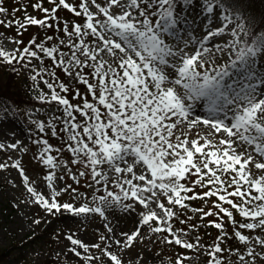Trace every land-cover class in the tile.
I'll list each match as a JSON object with an SVG mask.
<instances>
[{"label":"snow or ice","instance_id":"snow-or-ice-1","mask_svg":"<svg viewBox=\"0 0 264 264\" xmlns=\"http://www.w3.org/2000/svg\"><path fill=\"white\" fill-rule=\"evenodd\" d=\"M32 7L43 15L0 0V25L16 31L8 36L13 47L0 46V62L27 70L41 105L26 111L41 145L36 159L49 169L47 192L18 159L0 162L18 170L25 203L46 214L33 223L98 217L105 231L95 242L64 233L77 264H107L103 257L129 264L123 250L146 238L171 246L168 264H191L201 249L205 264H264V18L242 0H36ZM29 25L43 35L25 43ZM9 112L22 110L0 101V121ZM201 123L214 130L211 138L178 130ZM8 146L27 150L19 139ZM197 199L204 206L193 205ZM188 211L199 213L196 223ZM118 217L133 226L117 234ZM201 225L218 230L211 243L202 242ZM159 251L141 252L133 264H158Z\"/></svg>","mask_w":264,"mask_h":264},{"label":"rangeland","instance_id":"rangeland-1","mask_svg":"<svg viewBox=\"0 0 264 264\" xmlns=\"http://www.w3.org/2000/svg\"><path fill=\"white\" fill-rule=\"evenodd\" d=\"M4 2L9 6L15 4L12 0H4ZM16 5H23V1L16 2ZM30 10L33 11L35 9ZM35 12H38V10ZM16 14L19 17H23L24 12L20 9ZM61 14L67 15L65 12ZM13 32L15 33V25L12 27L0 26V46L7 48L14 46L13 42L8 40V36H12ZM33 34H38V31L28 30L23 32L21 38H24V41H26ZM40 37L38 36V39ZM62 75L63 80L67 83L68 78L63 72ZM18 82H22V79ZM14 87L15 84H11L9 80L2 78L0 74V100H7L8 103L11 99L16 100L19 95L14 90ZM74 87L81 88L82 84L77 83ZM8 115L9 119L0 121V143H5L6 145L4 149H0V162H8L11 165V161L18 159L30 178L37 182L38 189L47 192L44 175H46L49 169L39 163L35 154L41 145L37 143L33 144L30 137L31 133L21 118L17 116L12 118L11 112ZM46 116L47 113L40 114L41 118H46ZM178 130L187 131L190 138H195L196 135H200L201 137L209 135V138H211L210 133L214 132L210 126L202 124L192 130L178 126ZM55 138L59 141V137ZM16 139L21 141V146L27 148L26 151H18L8 146L11 142H15ZM56 141L50 142L54 144L60 143ZM63 154L65 158L70 156V153L67 151ZM9 157L11 160L8 159ZM12 181H15V185ZM65 182L72 184L74 187L77 186L70 177H67ZM61 186H63V182ZM81 190L83 191L84 189L81 188ZM26 196L27 192L22 184V178L18 170L12 166L0 169V247L6 248L8 251L7 256L4 257L0 264H41L42 261L50 258L55 259L59 264H77V258L67 248L70 242L64 233L72 230L86 242H95L97 230L101 233L105 231L104 224L98 217L88 221H81L72 216L60 218L48 217L41 219L38 224H35L33 221L37 216L45 217L46 214L37 204H33L30 201L25 203ZM60 197L66 198L67 193H61ZM118 219L119 223L113 220L117 234L119 231L128 230L133 226L131 218L118 217ZM146 246L150 247V253L147 251ZM157 249L160 250L158 264H168V259L173 255L172 248L168 244L160 243L158 238L153 239L151 243H149L147 238L143 242L134 241V245L124 249L122 255L124 260L129 261V264H133L135 258L141 252H144L145 255L151 254L152 256H156ZM93 251L96 250L94 249ZM181 251L185 250L181 249ZM203 254V249L199 253L193 252L189 258L191 264H198ZM102 259L106 260L107 264H112L110 258L103 257ZM80 264H83L82 260Z\"/></svg>","mask_w":264,"mask_h":264},{"label":"trees","instance_id":"trees-1","mask_svg":"<svg viewBox=\"0 0 264 264\" xmlns=\"http://www.w3.org/2000/svg\"><path fill=\"white\" fill-rule=\"evenodd\" d=\"M244 6L246 7V9L250 12V13H252L253 12V10H251V7H253L254 6V4H252V6H250V5H245L244 4ZM0 67H2L1 66V63H0ZM15 72L14 71H10L9 73H8V75H7V80H9L10 82H11V84H16V78H15ZM18 86H20V87H22V85H18ZM24 87L25 88H30V83L29 82H25L24 83ZM30 93H31V96H32V92L30 91ZM25 96V95H24ZM26 97V96H25ZM196 203L198 204V202L196 201ZM203 227H205L204 225H202ZM209 228V227H208ZM205 229V228H204ZM199 233L202 235V240H203V242H205L206 244L208 243L207 241H209L208 240V238H207V236L205 235V234H203V228L200 226V228H199ZM8 251H7V249L6 248H3V247H0V262L4 259V257L5 256H7V253ZM44 264H56V262H54L53 260H47L46 262H44Z\"/></svg>","mask_w":264,"mask_h":264}]
</instances>
